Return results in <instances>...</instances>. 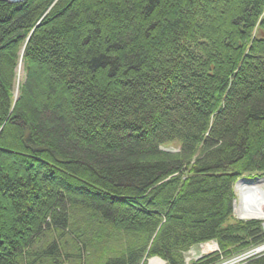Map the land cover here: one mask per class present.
Masks as SVG:
<instances>
[{"label": "trees", "instance_id": "16d2710c", "mask_svg": "<svg viewBox=\"0 0 264 264\" xmlns=\"http://www.w3.org/2000/svg\"><path fill=\"white\" fill-rule=\"evenodd\" d=\"M250 174L264 0L0 1V264L246 249L260 224L226 223Z\"/></svg>", "mask_w": 264, "mask_h": 264}, {"label": "rangeland", "instance_id": "374dc122", "mask_svg": "<svg viewBox=\"0 0 264 264\" xmlns=\"http://www.w3.org/2000/svg\"><path fill=\"white\" fill-rule=\"evenodd\" d=\"M18 65H19V63H18ZM22 78H23V73L21 74L19 83L22 81ZM15 81L17 82V73H16V80ZM17 92H18L17 88H15L14 98L17 96ZM162 149H166L167 151L162 150L163 152H166V153H177L178 152L177 146L176 147L172 146L169 148H162ZM243 183L246 184V186H248L250 188L252 187L251 189L253 191L254 198L257 195L260 196L259 194L264 193V178L260 179L258 176L256 177V175H245V176L241 177L240 179H238L236 181V183L234 184V187H233L234 188V195H235L234 210L232 212V216L229 218V220L226 224L227 225L228 224H235L236 225L238 222H240L242 224H247L250 221H255L258 224H260V228L262 229V233H263V240L260 243H257L254 245H253V243H250V245L246 249H242V250L239 249V250L233 251L232 253H228V254H225L222 251L220 252L219 247L215 241H210V242H206L203 244H198V245L191 247L184 254L185 264H197V263L201 262V260H204V259L205 260L211 259L210 262H208L206 264H249V262L251 260L264 255V252L257 254V253H259L258 248H259L260 244H262L264 242V221L259 220V219H240L238 217V214L235 212V208H238L241 205V198L239 195L238 188L241 185H243ZM254 190L256 192H254ZM211 243H214L216 245V249L213 252L204 253L202 251L201 247L203 245L211 244ZM154 258H156V257H154ZM154 258L147 259L145 264H149V261L154 259Z\"/></svg>", "mask_w": 264, "mask_h": 264}, {"label": "bare ground", "instance_id": "6f19581e", "mask_svg": "<svg viewBox=\"0 0 264 264\" xmlns=\"http://www.w3.org/2000/svg\"><path fill=\"white\" fill-rule=\"evenodd\" d=\"M21 74H22V63L20 59L17 68L16 84L19 83ZM250 175H254V174H250ZM259 178L263 179L264 177H259ZM251 188L246 186V184L244 183L238 188L239 195L241 198V205L238 208H235V212L238 214V217L240 219H259L264 221V193L259 194L260 196L257 195L254 198L253 191ZM233 192H234V188H233ZM254 192L256 191L254 190ZM234 203L235 200L233 201V210H234ZM201 249L204 253L213 252L216 249V245L214 243L206 244L203 245ZM149 264H160V262L156 259H152L149 261Z\"/></svg>", "mask_w": 264, "mask_h": 264}, {"label": "water", "instance_id": "95a60500", "mask_svg": "<svg viewBox=\"0 0 264 264\" xmlns=\"http://www.w3.org/2000/svg\"><path fill=\"white\" fill-rule=\"evenodd\" d=\"M0 1H5V2H11V3H17L20 2L22 0H0ZM163 151H167L166 149H162ZM156 260H158L160 262V264H165L162 260H160L159 258H154Z\"/></svg>", "mask_w": 264, "mask_h": 264}, {"label": "built area", "instance_id": "2783aa9c", "mask_svg": "<svg viewBox=\"0 0 264 264\" xmlns=\"http://www.w3.org/2000/svg\"><path fill=\"white\" fill-rule=\"evenodd\" d=\"M258 250H259V253H257V254H260V253H263V252H264V242H263L262 244H260ZM248 257H249V256H248ZM248 257H247V258H248ZM245 263H246V262H245Z\"/></svg>", "mask_w": 264, "mask_h": 264}]
</instances>
